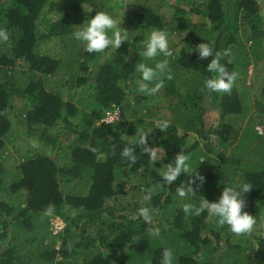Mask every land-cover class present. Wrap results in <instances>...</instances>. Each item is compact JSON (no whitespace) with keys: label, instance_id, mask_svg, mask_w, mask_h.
Returning a JSON list of instances; mask_svg holds the SVG:
<instances>
[{"label":"trees","instance_id":"16d2710c","mask_svg":"<svg viewBox=\"0 0 264 264\" xmlns=\"http://www.w3.org/2000/svg\"><path fill=\"white\" fill-rule=\"evenodd\" d=\"M153 2L0 0V28L14 35L10 42H0V264H161L165 248L173 251V264H264V239L258 238L257 247L251 245V234L258 237L256 230L264 229V134L253 125L254 116L245 114L236 90L228 94L205 87L212 76L206 70L211 58L199 59L195 51L202 42L214 51L230 48V56L222 61L229 72L245 75L251 64L257 70L263 58L258 51L260 2L177 0L170 16ZM54 8L60 16L47 21ZM97 11L123 21L120 27L128 30V41L119 49L88 53L77 45L81 41L74 33ZM190 15L210 23L198 28L178 20ZM155 29L167 33L174 53L167 58L173 79L164 78L160 94L167 108L159 118V107L141 105L127 118L125 112L139 96L136 64L154 67L165 59L140 55L143 34L148 37ZM55 40L73 52L65 58L47 53L46 43ZM241 46L250 50L243 60L237 53ZM70 63L81 73L70 69L62 86L51 88L49 80ZM208 99L220 115L209 130ZM136 103L143 104L140 99ZM114 106L122 110L120 120L100 123ZM262 117L259 124L264 125ZM161 120L170 121L166 131L156 128ZM15 121L31 130L35 140L28 144L35 149L10 170L3 160L10 158L7 145ZM140 129L150 133L148 143L158 154L155 163L139 147L135 164L121 158ZM20 137L29 138L25 133ZM180 151L190 157L192 175L182 173L167 185L160 172ZM196 173L205 178L202 186L197 180L195 195L179 197L176 188L187 185ZM244 183L252 186L243 209L256 219L251 233L236 235L207 211L199 216L183 211L185 203L198 206L203 197L218 202L224 187ZM154 185L160 187L145 201L146 189ZM49 203L56 212L42 218ZM142 206L151 208V227L158 235L148 233L149 225L139 215ZM54 217L65 224L58 234L52 231Z\"/></svg>","mask_w":264,"mask_h":264},{"label":"clouds","instance_id":"9594fccd","mask_svg":"<svg viewBox=\"0 0 264 264\" xmlns=\"http://www.w3.org/2000/svg\"><path fill=\"white\" fill-rule=\"evenodd\" d=\"M111 32V35L109 34ZM76 40L82 41L85 44V50L88 53H100L111 48L119 49L124 41H128V30L123 29L118 24L114 16L106 11H97L94 18H91L87 25L74 33ZM10 39V32L5 28H0V42H8ZM144 51L140 53L141 56L147 59H154L162 55L165 57L155 63L154 67L145 63H139L135 66V71L141 74L140 79L136 81L138 91L140 93H147L148 95H155L164 87V78L167 80L173 79V75L169 69V60L167 58L173 57L174 53L169 48L168 36L164 30L155 29L151 31L150 36L142 42ZM195 51L199 53V59L211 58L207 64V72L212 73V76L207 78L204 82L205 87L212 92L228 93L230 94L232 88L238 78L237 72H229L226 65L222 61L230 56L231 49H218L214 51L213 46L209 43L202 42L196 45ZM150 85H152L150 87ZM170 127V121L161 120L156 124V128L166 131ZM149 132L143 129L139 130V138L132 140L130 144H126L121 152V158L130 161L131 164L137 162L138 157L135 155L136 147L140 151L149 156L151 162L158 161V154L155 147H151L148 143ZM90 151L96 152L95 148L90 147ZM190 157L180 151L175 156L174 163H168L167 167L160 172L163 182L171 185L182 174H190V165L188 164ZM193 179L187 185L181 184L176 188L177 194L181 198L187 197L189 194L195 195L196 191L193 185L197 180L200 184L204 183L205 178L198 173L193 175ZM160 185H154L146 189L147 195L144 197L145 201H150ZM252 190L249 183H244L237 186H226L218 200V202H209L203 197L200 204L194 205L185 203L183 211L188 215H201L207 211L209 216L218 218V225L223 227L227 225L230 231L236 235H243L251 233L256 219L243 209L246 207L245 194ZM56 212L54 203H49L42 213V218L51 217ZM139 215L143 221L149 225V234H159V230L153 231L152 225V210L150 207L142 206L139 208ZM174 253L171 249L165 248L162 252L161 264H173ZM150 264V262H149Z\"/></svg>","mask_w":264,"mask_h":264},{"label":"rangeland","instance_id":"374dc122","mask_svg":"<svg viewBox=\"0 0 264 264\" xmlns=\"http://www.w3.org/2000/svg\"><path fill=\"white\" fill-rule=\"evenodd\" d=\"M175 1L177 0H155V2L153 3L155 4L158 3L159 5H161L163 12L166 13L168 16H170L173 13L172 5L175 3ZM181 1L183 2L192 1L195 3H201L207 0H181ZM258 1L260 2V5H261L260 14L263 20L262 23L260 24V28L262 29L261 30L262 36L260 38V47L258 48V51H261L263 58L260 64L258 65L259 68L257 70H255L254 64H251L247 74L244 75L243 73H241L238 76L240 78V81L235 82L232 90H236L239 93L240 101L242 100V106H244L245 108L244 110L245 114L254 116V118L252 117L253 125L257 126L256 128L258 129L260 134H261L260 131H262L263 132L262 134H264V125L259 124V122H262L263 120L262 115L264 116V96L262 94V87L264 85V0H258ZM58 16L60 15L57 13V8H54L51 11V13L47 16L46 19L47 21L56 20ZM178 20H180L181 24L185 26L196 25L198 28L199 27L202 28L203 25L210 23L207 21L206 18H203L200 16H192V15H190V18H184V17L178 16ZM117 22L118 24L121 25L120 22H123V21H121V19L118 18ZM82 25L83 24L76 25V27L80 28ZM146 34L147 33L143 34L142 42L148 38ZM12 37H14V35L11 33L9 42L11 41ZM77 45H81V46L84 45L85 47V44L82 41L81 43H77ZM244 49L245 48L241 46L237 51L238 56L240 57L241 60L244 59L243 57L244 54L248 56V53H250V50H246V49L244 50ZM45 51H47V53L49 54L55 55L57 58H65L64 56L66 54L70 53V51L73 52V50L70 49V47L67 44L59 40L46 43ZM110 52L111 50L108 53ZM176 53L178 55H181V51H179V49L175 50V54ZM231 60L233 61L232 57H231ZM70 69H74V72L78 74L81 73L80 67H78V65L74 63H70L68 64L67 69L61 70V73L58 76L51 78L49 80L50 87L55 90L59 89L62 86V81L64 80V78L67 77V75H69ZM151 86L152 85H150V87ZM80 91H81L80 88L77 89L76 94H79ZM160 94H161V90L155 95H148L147 93L139 92V96H135V99H133L135 103H133L132 107L125 112L126 117L130 118V113L133 108H134L133 110H137L141 105H152V106H156L160 108L161 111L158 114V117L160 118V115L166 111L165 108H167V104H168L166 102V99L165 98L162 99ZM139 99L141 100L143 104L136 103L138 102ZM210 102L208 99L205 104L206 106L205 107V112H206L205 113V124H206L207 130H209L213 126L215 127L216 124L220 122L219 121L220 120L219 111ZM16 112H19V110H17ZM16 112L11 114L12 118H14V114H16ZM244 120H247V119H244ZM13 129H14V135L12 134V142L7 145V147L9 148L8 153H9L10 158L3 160L7 164L10 170L15 169L18 163L22 160L25 152H28V151L32 152L33 149H35L34 146L28 144L29 140L33 138V136H31L32 134L31 130L28 128V126L22 127L20 125V122L17 123L15 121ZM21 133H25L27 136H29V138H21L20 137ZM192 139L196 140V137L192 135ZM33 140L35 139L33 138ZM152 220H153V217H152ZM256 232L258 233L257 235L258 237H252V234H251V245L254 247H257L259 245V241H258L259 237L264 239V229L263 228L257 229Z\"/></svg>","mask_w":264,"mask_h":264},{"label":"built area","instance_id":"2783aa9c","mask_svg":"<svg viewBox=\"0 0 264 264\" xmlns=\"http://www.w3.org/2000/svg\"><path fill=\"white\" fill-rule=\"evenodd\" d=\"M121 115H122V110L119 107L114 106L113 109L107 110L105 112V116L102 118L100 123L111 124L117 122L120 120ZM260 132L261 134L263 133L262 131ZM51 226H52V231L55 234H58L64 229L65 224L60 217H54L51 219Z\"/></svg>","mask_w":264,"mask_h":264}]
</instances>
